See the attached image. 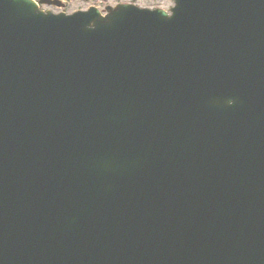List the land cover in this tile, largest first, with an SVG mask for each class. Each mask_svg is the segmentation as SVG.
Listing matches in <instances>:
<instances>
[{
    "label": "water",
    "instance_id": "95a60500",
    "mask_svg": "<svg viewBox=\"0 0 264 264\" xmlns=\"http://www.w3.org/2000/svg\"><path fill=\"white\" fill-rule=\"evenodd\" d=\"M172 1L0 0V264L260 259L264 0Z\"/></svg>",
    "mask_w": 264,
    "mask_h": 264
},
{
    "label": "rangeland",
    "instance_id": "374dc122",
    "mask_svg": "<svg viewBox=\"0 0 264 264\" xmlns=\"http://www.w3.org/2000/svg\"><path fill=\"white\" fill-rule=\"evenodd\" d=\"M124 1L130 0H64V7L62 9L44 7L42 11L52 14L63 13L65 15H70L77 10H84L90 6H96L97 9H101L104 8V6L113 7L116 2ZM136 6L150 10L161 9L163 11H168L173 7V3L171 0H137Z\"/></svg>",
    "mask_w": 264,
    "mask_h": 264
},
{
    "label": "flooded vegetation",
    "instance_id": "af4514ba",
    "mask_svg": "<svg viewBox=\"0 0 264 264\" xmlns=\"http://www.w3.org/2000/svg\"><path fill=\"white\" fill-rule=\"evenodd\" d=\"M42 2V5L40 6V8H44V7H48L46 6L47 3H50V4H60L61 3V0H39ZM136 2L137 0H130V1H124V2H116L114 6H117V5H123V4H128V5H134L136 6ZM64 7V5H63ZM93 8H96V6H91ZM108 8H110L109 6H104V8H101V9H97L98 11H100L101 13L105 12ZM250 254H264V250H254V251H251Z\"/></svg>",
    "mask_w": 264,
    "mask_h": 264
}]
</instances>
